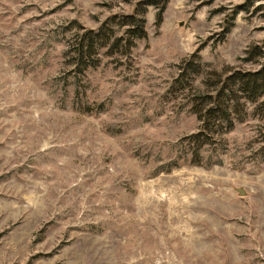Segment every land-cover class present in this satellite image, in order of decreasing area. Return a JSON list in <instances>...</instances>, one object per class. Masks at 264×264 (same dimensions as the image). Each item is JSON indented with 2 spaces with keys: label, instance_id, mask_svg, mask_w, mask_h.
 Listing matches in <instances>:
<instances>
[{
  "label": "rangeland",
  "instance_id": "374dc122",
  "mask_svg": "<svg viewBox=\"0 0 264 264\" xmlns=\"http://www.w3.org/2000/svg\"><path fill=\"white\" fill-rule=\"evenodd\" d=\"M140 1L0 0V264H264L262 100L185 140L194 85L264 61V0H155L131 53L69 63Z\"/></svg>",
  "mask_w": 264,
  "mask_h": 264
},
{
  "label": "trees",
  "instance_id": "16d2710c",
  "mask_svg": "<svg viewBox=\"0 0 264 264\" xmlns=\"http://www.w3.org/2000/svg\"><path fill=\"white\" fill-rule=\"evenodd\" d=\"M150 5H156L155 0L140 1L131 13L114 14L97 30L77 33L69 45V63L83 72L97 65L99 51L105 46L109 47L112 54L131 53L137 40L147 38L146 12ZM164 5L165 3L156 12L157 24L162 21ZM262 52L261 47L259 50L254 48L248 52L245 60L262 55ZM182 62L174 82L190 80L193 83L203 67L198 50ZM217 74L213 71V75L218 76L216 83L205 77L199 86L194 85V92L189 100L191 110L200 122V128L186 136L185 140L191 142L192 153L196 156L200 155L199 150L204 145L212 143L216 128L223 125L232 127L234 116L241 119L247 103L262 100L260 104L264 107V61L254 70H235L223 79L222 75ZM199 159L200 157L197 158Z\"/></svg>",
  "mask_w": 264,
  "mask_h": 264
}]
</instances>
